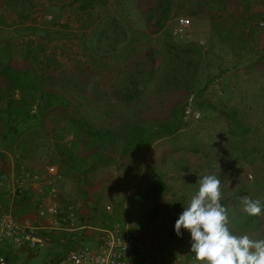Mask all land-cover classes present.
Instances as JSON below:
<instances>
[{"label": "rangeland", "instance_id": "1", "mask_svg": "<svg viewBox=\"0 0 264 264\" xmlns=\"http://www.w3.org/2000/svg\"><path fill=\"white\" fill-rule=\"evenodd\" d=\"M163 1L98 0L83 8L80 0H0V70L26 72L97 128L163 129L122 154L123 135L82 182L59 169L51 120L31 130L30 156L0 141V158L5 170L21 165L41 175L56 165L59 203H79V219L94 226V237L99 228L127 227L164 263L199 264L190 232L182 228L178 237L174 224L204 175L220 178L232 231L264 238V213L247 216L241 201L249 196L264 204V0H169L168 18L155 31L150 12ZM178 16L191 23L174 34ZM5 97L0 93V129ZM233 109L247 131L228 125L222 112ZM167 125L176 129L167 132ZM62 133L64 141L71 138ZM154 180L166 188L134 221L126 207ZM10 202L0 189V209ZM11 206L18 219L33 215V204ZM53 237L43 247L4 255L11 264H57L65 248Z\"/></svg>", "mask_w": 264, "mask_h": 264}, {"label": "trees", "instance_id": "2", "mask_svg": "<svg viewBox=\"0 0 264 264\" xmlns=\"http://www.w3.org/2000/svg\"><path fill=\"white\" fill-rule=\"evenodd\" d=\"M81 6H91L98 0H80ZM169 0L159 3L155 12H150V19L157 26L155 31L163 27V23L169 15ZM0 93L5 94L4 120L0 129V141L2 143H16L20 147L21 157L30 156L34 139L31 138V130L45 128L47 120L53 122L51 138L54 141L55 153L59 160V169L67 168L80 175V181L85 177L86 169H89L97 161H101L108 155L111 146L116 144L123 135L126 141L121 146V153L134 150L146 144L150 135H158L162 126L148 129L144 125L130 124L124 131H116L111 128H97L87 119L77 118L69 113L68 100L55 92H49L39 85V81L22 70L12 67H4L0 70ZM229 126H234L243 133L247 129L243 127L236 110L222 112ZM66 129L71 134L68 141H64L62 130ZM175 126L167 125L164 130L173 132ZM3 169V168H2ZM166 188L163 181L154 180L143 190V194L126 207V212L138 221L148 214L145 204L153 201ZM19 201H25L32 206L30 194L15 198L14 205ZM16 202V203H15ZM94 207V206H93ZM96 209V208H94ZM34 212L31 209V213ZM16 217V211H12ZM27 214V213H26ZM25 214V215H26ZM109 217V214H104ZM17 218V217H16ZM250 225V221H245ZM245 225V226H246ZM252 230V229H251ZM64 248L73 243L71 235H65ZM59 242V238L57 239ZM6 256V255H5ZM7 258V257H6ZM62 258H57L59 262ZM7 260H9L7 258Z\"/></svg>", "mask_w": 264, "mask_h": 264}, {"label": "built area", "instance_id": "3", "mask_svg": "<svg viewBox=\"0 0 264 264\" xmlns=\"http://www.w3.org/2000/svg\"><path fill=\"white\" fill-rule=\"evenodd\" d=\"M190 23L187 16L176 17L173 33L181 34ZM259 25L264 26V21ZM18 167L0 168V189L11 199L9 207L0 209V264H11L4 255L5 250L43 247L53 236L65 244V235H71L73 243L64 249V256L57 264H166L153 257L149 248L127 227L99 228L94 237V226L79 219V203L64 206L59 203L54 183L61 176L56 165L46 166L44 175ZM44 184L49 185L47 190ZM27 193L34 207L33 215L18 219L11 205L15 198Z\"/></svg>", "mask_w": 264, "mask_h": 264}, {"label": "clouds", "instance_id": "4", "mask_svg": "<svg viewBox=\"0 0 264 264\" xmlns=\"http://www.w3.org/2000/svg\"><path fill=\"white\" fill-rule=\"evenodd\" d=\"M222 195L217 175L202 176L198 190L175 221L176 235H182V228L190 232V251L199 264H264V238L232 231L228 209L221 204ZM241 201L247 216L264 213L259 199L244 196Z\"/></svg>", "mask_w": 264, "mask_h": 264}, {"label": "crops", "instance_id": "5", "mask_svg": "<svg viewBox=\"0 0 264 264\" xmlns=\"http://www.w3.org/2000/svg\"><path fill=\"white\" fill-rule=\"evenodd\" d=\"M0 168H2V160L0 158ZM58 237V236H55V238ZM54 238V237H53Z\"/></svg>", "mask_w": 264, "mask_h": 264}]
</instances>
